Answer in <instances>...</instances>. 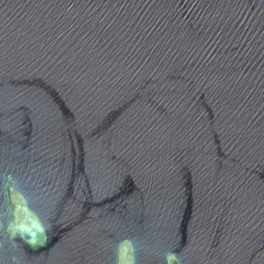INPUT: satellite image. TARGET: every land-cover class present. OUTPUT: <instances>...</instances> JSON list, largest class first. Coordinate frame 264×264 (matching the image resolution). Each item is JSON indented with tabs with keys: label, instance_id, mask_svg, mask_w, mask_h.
Wrapping results in <instances>:
<instances>
[{
	"label": "water",
	"instance_id": "1",
	"mask_svg": "<svg viewBox=\"0 0 264 264\" xmlns=\"http://www.w3.org/2000/svg\"><path fill=\"white\" fill-rule=\"evenodd\" d=\"M0 264H264V0H0Z\"/></svg>",
	"mask_w": 264,
	"mask_h": 264
}]
</instances>
